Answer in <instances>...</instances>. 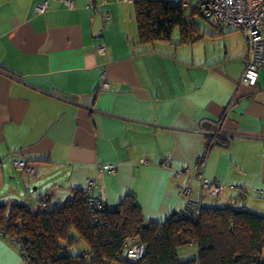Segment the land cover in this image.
<instances>
[{
  "label": "crops",
  "instance_id": "1",
  "mask_svg": "<svg viewBox=\"0 0 264 264\" xmlns=\"http://www.w3.org/2000/svg\"><path fill=\"white\" fill-rule=\"evenodd\" d=\"M68 1L0 0V203L55 206L94 181L108 210L131 194L162 223L185 207L178 185L200 200L194 163L218 131L202 173L222 191L203 205L263 213L264 69L240 83L246 43L198 27L193 43L135 46V0ZM0 264H25L1 233Z\"/></svg>",
  "mask_w": 264,
  "mask_h": 264
},
{
  "label": "trees",
  "instance_id": "2",
  "mask_svg": "<svg viewBox=\"0 0 264 264\" xmlns=\"http://www.w3.org/2000/svg\"><path fill=\"white\" fill-rule=\"evenodd\" d=\"M185 2L188 7L183 6ZM133 8L135 46L171 43L175 29L179 35L175 45L201 38L193 21L195 14L200 15L196 3L135 0ZM85 197L82 190H71L55 206L43 197L35 210L22 202L0 203V233L18 243L22 257L31 264H126L124 254L134 244L146 248L138 264H264V211L257 214L202 203L196 219L180 211L157 223L143 219L131 194L114 210H108L98 197L103 203L100 212H91ZM71 232L85 244L82 253L68 252L75 242ZM188 246L196 248V257L181 262L177 251Z\"/></svg>",
  "mask_w": 264,
  "mask_h": 264
},
{
  "label": "built area",
  "instance_id": "3",
  "mask_svg": "<svg viewBox=\"0 0 264 264\" xmlns=\"http://www.w3.org/2000/svg\"><path fill=\"white\" fill-rule=\"evenodd\" d=\"M65 1L68 6H71L68 0ZM195 3L198 13L210 20L214 25L224 29L237 30L242 33L246 43V54L240 83L248 86L256 85L258 72L264 69V0H195ZM183 6L188 7L189 3L185 2ZM45 8L46 3L40 4L37 6V11L42 12ZM103 16L105 18L107 17L106 14ZM98 50L101 52L102 47L98 48ZM102 86L107 87L105 83L102 84ZM234 103L235 102L232 101V104ZM215 125L219 128L220 122H215ZM205 136L207 140L203 148V154L194 163V168L199 172L198 176L201 187L200 200L193 201L189 199L192 192L189 183L177 186L178 193L187 199L185 207L182 210V215L190 216L192 219H196L200 213L202 206L201 197L203 193L217 195L222 191V187L219 183L209 181L202 173L205 157L212 147L216 145V140L220 137V134L218 131H215L206 133ZM13 164L18 170L29 174H33L34 172L33 167L24 161H14ZM162 164L163 166L168 165V159L164 160ZM104 168L110 171L113 169L110 165ZM94 183V181H89L87 187L82 191L86 195L85 198L87 200L88 209L91 212H100L103 209V203L91 192ZM44 198L49 199V196L46 195ZM93 220L95 221L96 219L94 218ZM13 243L18 246L19 249L21 248L18 243ZM145 252V246L134 244L126 250L124 260L126 264H138ZM24 262L25 264H31L27 259H24Z\"/></svg>",
  "mask_w": 264,
  "mask_h": 264
},
{
  "label": "rangeland",
  "instance_id": "4",
  "mask_svg": "<svg viewBox=\"0 0 264 264\" xmlns=\"http://www.w3.org/2000/svg\"><path fill=\"white\" fill-rule=\"evenodd\" d=\"M193 21L196 24V26L201 28L203 30V32H205V33H207V34H213V33L216 34L217 33L215 27L213 25H211L213 23H211L210 21H209L210 22L209 23L204 18H202L200 15L195 14L193 16ZM210 37L211 36L206 35V38H210ZM223 37H224V39L227 38L225 40V43L227 44V46L233 45V41L237 42V43H244L245 44V40H244L242 33L240 31H237V30H234L230 34H225ZM177 38H178V31H177V29H175L173 34H172V40H177ZM245 48H246V45H245ZM31 190H33L32 187L30 189V193L33 194L31 192ZM24 198L21 200H26V198L25 199ZM70 237L74 238L75 242H74V244H72V246L68 247V252L72 255L82 253L83 250L86 249L85 244L78 239L77 235L74 232H71ZM180 251H182V252L180 253ZM178 254H179V260L181 262L188 261V260L194 259L196 257V248L194 246H188V247L180 248L177 251V255ZM263 258H264V251H263Z\"/></svg>",
  "mask_w": 264,
  "mask_h": 264
}]
</instances>
